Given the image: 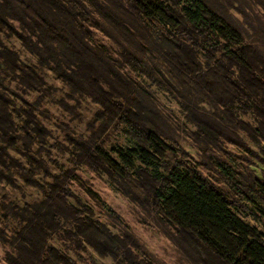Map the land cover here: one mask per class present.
<instances>
[{
    "label": "clouds",
    "instance_id": "9594fccd",
    "mask_svg": "<svg viewBox=\"0 0 264 264\" xmlns=\"http://www.w3.org/2000/svg\"><path fill=\"white\" fill-rule=\"evenodd\" d=\"M93 61L103 101L57 71ZM0 96V264H264V0H0ZM179 168L229 206L231 251L156 199Z\"/></svg>",
    "mask_w": 264,
    "mask_h": 264
},
{
    "label": "trees",
    "instance_id": "16d2710c",
    "mask_svg": "<svg viewBox=\"0 0 264 264\" xmlns=\"http://www.w3.org/2000/svg\"><path fill=\"white\" fill-rule=\"evenodd\" d=\"M143 3H147V0H143ZM151 8L152 6L149 5ZM195 5L193 8L195 9ZM213 23H220L219 20L213 19ZM229 55L235 56L238 60L246 62L249 53L239 52V53H229ZM91 59V57H87ZM11 60V58H10ZM95 65V66H94ZM97 66H99V61H93L92 63L85 64L82 66L80 74L68 75L60 67L57 71L60 72L62 76L72 85L74 90H82L87 86L88 90L98 95L100 100L108 99L102 92H99L93 83V79L99 74L97 72ZM13 67L15 65L13 64ZM24 79L28 83L38 82L39 77L37 73L33 70L25 71ZM116 88H120V84L116 83ZM118 98V97H113ZM9 103L6 97L0 96V111L3 107ZM3 119H7L4 117ZM29 119L31 120V114L29 113ZM43 133V129L39 130ZM212 134V133H210ZM151 135V133H149ZM13 141L15 137L11 138ZM80 147L77 146L78 152ZM2 151V150H0ZM134 154L129 153L127 156L122 155L120 161L113 160L109 155H107L102 149H95L94 153L91 154V160L89 162L95 161L96 164H108L110 169L114 173H120L123 164L129 163V156ZM144 157L147 160H151L152 157L148 153H144ZM168 179L175 185V189L163 190V194H158L156 199L161 202L167 211L174 213L179 219L185 224H190L191 226L198 228L201 238L205 239L209 245L220 251H231V247L225 238V229L228 227L232 220V217L228 214V205L225 204L219 196L213 191H206L205 186L201 185V182L197 180L191 173L185 174V169L179 168L175 173H169ZM254 189L264 192V177H257L256 183L254 184ZM56 193H51V199L49 201V207L47 209L50 212L55 208L57 203ZM69 215H74L76 210L72 208L60 209ZM45 208H37L32 216V222L30 223V231L25 235L35 241L41 235V228L47 222L48 217L45 216ZM84 227V225H82ZM242 249L247 248L249 255H255V245L248 247L247 241L241 242ZM261 254H264V250H261ZM59 264V262H57Z\"/></svg>",
    "mask_w": 264,
    "mask_h": 264
},
{
    "label": "rangeland",
    "instance_id": "374dc122",
    "mask_svg": "<svg viewBox=\"0 0 264 264\" xmlns=\"http://www.w3.org/2000/svg\"><path fill=\"white\" fill-rule=\"evenodd\" d=\"M76 151L78 152V150L76 149ZM258 177H260V176H258ZM260 178H263V177H260Z\"/></svg>",
    "mask_w": 264,
    "mask_h": 264
}]
</instances>
